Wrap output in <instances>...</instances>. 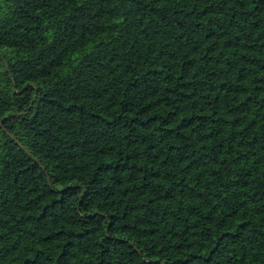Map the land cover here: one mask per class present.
Masks as SVG:
<instances>
[{"label": "trees", "instance_id": "16d2710c", "mask_svg": "<svg viewBox=\"0 0 264 264\" xmlns=\"http://www.w3.org/2000/svg\"><path fill=\"white\" fill-rule=\"evenodd\" d=\"M0 264H264V0H0Z\"/></svg>", "mask_w": 264, "mask_h": 264}]
</instances>
